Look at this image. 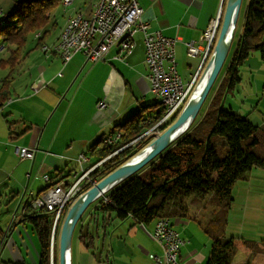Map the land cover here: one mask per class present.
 I'll use <instances>...</instances> for the list:
<instances>
[{
	"label": "crops",
	"instance_id": "1",
	"mask_svg": "<svg viewBox=\"0 0 264 264\" xmlns=\"http://www.w3.org/2000/svg\"><path fill=\"white\" fill-rule=\"evenodd\" d=\"M99 1L90 0L75 7L61 31L51 33L38 48L36 38L40 33L34 36L35 42L25 49L29 53L11 77L10 97L0 107V264L41 263L38 233L30 222L24 221L29 203L51 183L63 180L72 185L78 170L69 168L78 165L80 154L85 153L90 159L85 169L95 165L88 149L116 132L118 123L127 120L129 114L147 110L155 103L140 34L133 54L125 61L117 59L116 47L105 60L95 64L77 54L64 66L55 52H44V46L52 48L57 44L70 18L79 13L91 18ZM225 1L139 0L144 10L142 19L151 30H159L177 41V70L185 83H190L202 68L207 47L204 33L212 22L222 20ZM189 42L200 48L198 56L188 54ZM8 57L9 54L5 59ZM0 68L9 70L6 77L11 73L6 65ZM5 78L0 81V90ZM38 85L41 88L35 92L33 87ZM100 102L107 107L100 110ZM250 109L256 111L257 107ZM17 147L37 149L34 161L20 160L15 154ZM44 176L50 178L49 183ZM188 205L189 217L173 222L185 241L180 260L184 264H208L213 238L206 228L219 209L193 199L188 200ZM91 211L80 232L88 234L87 242L92 244L87 249L79 237L77 242L73 240L72 264H155L150 256L163 254L150 237L155 222L144 226L133 219L119 221L112 216L95 215L93 208Z\"/></svg>",
	"mask_w": 264,
	"mask_h": 264
},
{
	"label": "trees",
	"instance_id": "2",
	"mask_svg": "<svg viewBox=\"0 0 264 264\" xmlns=\"http://www.w3.org/2000/svg\"><path fill=\"white\" fill-rule=\"evenodd\" d=\"M14 2V11L5 13L3 10L6 17L0 22V38L9 52V57L0 61V66L6 65L11 70L9 76L2 81L0 107L10 97L11 77L17 72L20 60L29 53L25 51L29 36L40 33L36 38V47H40L52 33L48 27L61 6V0ZM51 25L53 29L56 28V21ZM253 53L259 54L264 62V0L247 1L242 35L236 51L226 72L222 73V69L219 74L189 130L151 164L106 193L104 196L109 199L108 202H104L100 197L88 207L74 233V236L77 233V238H80L87 249L92 244L91 238L89 244L88 234L80 230L83 229L85 219L92 213L90 208H93L95 215L112 216L119 221L133 219L144 226L160 219H168L174 227L175 220L189 217L188 200L193 199L198 203L208 202L219 209L206 228L213 238L208 264H233L240 247L239 242L226 237L221 225L233 205L235 186L247 180L252 169L264 170V130L225 105L228 95L233 93L241 82L240 69ZM159 106L160 104L155 102L149 107L157 111L152 117L144 118L146 109H143L129 117L124 124L117 126L116 132L122 133V140L114 146H103L100 141L88 149L97 164L115 151L130 145L93 171V180L100 181L136 156L152 141L151 134L144 135L164 117L165 112ZM176 119L177 117L173 118L167 125L153 132L164 131ZM59 182L51 183L39 195ZM90 187L91 185L86 183L82 192ZM69 208V205L64 208L56 225L54 264L58 262L57 240L61 224ZM222 214L225 216H221ZM24 221L30 222L38 233L42 249L40 264H50L55 212L27 209ZM102 222L107 223L105 217H102Z\"/></svg>",
	"mask_w": 264,
	"mask_h": 264
},
{
	"label": "built area",
	"instance_id": "3",
	"mask_svg": "<svg viewBox=\"0 0 264 264\" xmlns=\"http://www.w3.org/2000/svg\"><path fill=\"white\" fill-rule=\"evenodd\" d=\"M70 1L65 0V5H70ZM143 14L144 10L139 4V0H104L103 3H99L98 9H95L91 23H82L81 13L76 20H68L64 27V37L59 38L57 44L50 51L55 52L56 46L61 45V43H68V52H63V57H60L64 66L68 65L77 54H82L87 63L101 62L105 60L107 54L114 47L119 49L117 59L125 61L133 54L137 35H142L145 63L149 71L150 93L153 101H160V109L165 112L162 120L144 135L146 136L179 116L189 101L203 68L190 83H185L177 70V41L164 36L159 30H151L150 24L142 19ZM2 18L5 17L1 10L0 21ZM219 24V20L212 22L204 33V41L207 42V47L203 63H206L212 52L217 39ZM70 39H78L77 48H69ZM186 45L190 56L200 54V48L195 42H189ZM40 85L33 87L35 92L40 90ZM106 107L104 102H100L98 105L100 110ZM121 140L122 133L114 132L106 136V142L103 146L111 147ZM128 146L115 151L88 169H85L84 166L89 163L90 159L85 153L80 154L77 163L81 169L80 173L74 174V183L69 185L63 180L60 181L54 187L34 198L26 209H33L37 212H55V230L64 208L68 205L71 206L84 193L82 192L83 186L87 183L92 187L98 182L91 178V173ZM15 154L20 160L34 161L37 149L17 147ZM43 179L46 183L50 182L48 176H44ZM102 198L104 202L109 201L104 195ZM12 220L15 221V215H13ZM54 236L53 231L50 264H54ZM150 237L161 247L163 252L161 256H150L155 264H184L180 260V252L185 246V241L180 233L174 229L170 220L160 219L156 221Z\"/></svg>",
	"mask_w": 264,
	"mask_h": 264
},
{
	"label": "rangeland",
	"instance_id": "4",
	"mask_svg": "<svg viewBox=\"0 0 264 264\" xmlns=\"http://www.w3.org/2000/svg\"><path fill=\"white\" fill-rule=\"evenodd\" d=\"M247 1L248 0H243L233 44L222 73L226 72L242 35ZM85 2L89 3L90 0H73V4L70 7H64L61 5L55 13V16L52 17L51 24H54L56 21V28L53 29L50 24L48 30L52 31V34H58L68 18L67 16L74 11L75 7H78L79 4H84ZM0 8L4 10L5 13H12L15 9V2L14 0H2L0 2ZM35 40L34 36H29L27 46H32V43L33 41L35 42ZM8 54L7 46L0 38V60L5 59ZM8 73V69L0 68V81L5 78ZM240 78L241 82L237 85L235 91L228 95L225 107L232 109L234 112L240 113L244 118H247L254 125L264 130V62L260 59L259 54L253 53V55H251L246 61L245 65L240 69ZM250 107H257V110L250 109ZM149 110L152 109L148 108L144 112V118H148L149 116L152 117L156 113L155 110L148 112ZM138 111L139 110H135L129 114L128 118ZM125 121L123 120L118 124L122 125ZM159 133H150L153 138L152 141L157 135H159ZM149 144L147 146H149ZM72 168L78 170L77 172L80 173L81 168L79 165L70 166L69 170ZM233 197V205L228 213H225L227 218L222 222L221 230L225 232L227 237L234 238L239 242L240 247L234 258V263L264 264V170L257 168L252 169L248 174L247 180L241 181L235 186ZM90 209L92 210V208ZM225 214H222L221 216H225ZM77 240L76 233L74 243L77 242ZM57 243L59 250V237ZM57 258V264H59V252Z\"/></svg>",
	"mask_w": 264,
	"mask_h": 264
},
{
	"label": "water",
	"instance_id": "5",
	"mask_svg": "<svg viewBox=\"0 0 264 264\" xmlns=\"http://www.w3.org/2000/svg\"><path fill=\"white\" fill-rule=\"evenodd\" d=\"M242 3L243 0L225 1L224 15L211 55L206 63L202 64L203 69L194 91L174 123L160 132L149 146L136 156L82 193L70 206L59 235V264H72L75 229L88 207L151 164L193 125L225 65L234 40ZM199 89L201 90L197 94Z\"/></svg>",
	"mask_w": 264,
	"mask_h": 264
},
{
	"label": "bare ground",
	"instance_id": "6",
	"mask_svg": "<svg viewBox=\"0 0 264 264\" xmlns=\"http://www.w3.org/2000/svg\"><path fill=\"white\" fill-rule=\"evenodd\" d=\"M104 0H100L99 3H103ZM98 3V5H99ZM61 4L65 7H70L73 4V0L70 1V5H65V0H61ZM98 5L96 7V9H98ZM1 8H0V17H1ZM95 12V11H94ZM80 14V13H79ZM79 14L75 15L74 17L70 18L69 20H76L79 17ZM2 15L4 17H6L5 13L2 10ZM3 19V18H2ZM1 19V20H2ZM1 22V21H0ZM82 23H91V18L86 19L83 14H82ZM39 36V35H38ZM64 37V30L60 36V38ZM78 47V39H70L69 41V48H77ZM44 52H48L51 50V48L44 46L43 47ZM63 52H68V43H61V45H58L55 47V53L59 56V57H63ZM201 89L198 90L197 94L200 92ZM158 104H160V101H154ZM106 142V137L103 138L102 140V145Z\"/></svg>",
	"mask_w": 264,
	"mask_h": 264
}]
</instances>
